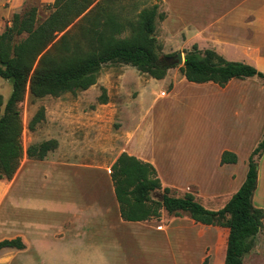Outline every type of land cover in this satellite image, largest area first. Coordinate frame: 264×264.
<instances>
[{
	"label": "crops",
	"instance_id": "obj_1",
	"mask_svg": "<svg viewBox=\"0 0 264 264\" xmlns=\"http://www.w3.org/2000/svg\"><path fill=\"white\" fill-rule=\"evenodd\" d=\"M54 1L40 0L48 5ZM24 2L0 0V17L16 13ZM158 4L160 6L157 2L155 5L162 8L164 18L159 19L160 25L155 27L156 38H180L177 47L196 45L199 50H213L227 61L250 65L264 74V0H159ZM146 83L147 108L126 132L123 151L151 164L162 188L191 193L205 208L221 209L227 202L225 198L230 199L245 181L249 157L262 139L264 80L258 77L232 79L221 88L211 82H188L182 74L174 77L173 69H168L164 79L149 77ZM162 84L169 85L164 96L155 89ZM138 86H141L140 80ZM165 99L169 101L161 102ZM177 102L187 104L197 115L204 109L212 113L204 121L193 124L194 128L188 129L190 132L212 133L214 140L223 139L226 143L216 149L196 144L195 154L189 158L184 153L179 156L176 151L181 145L172 143L171 135L181 136L184 130H176L174 125L170 129L166 118L164 127L168 135L163 145L160 144L156 135L161 134L163 128L157 126L152 117L159 107V117L165 118L166 106H175ZM224 152L235 155L236 163L221 164ZM257 165L252 204L264 212V152ZM107 177L110 181V176ZM23 179L17 186L21 191L11 190L8 197V201H12V196L20 194V208L11 210L14 214L20 213L21 219L6 232L13 237L3 240L20 238L25 246L23 250L4 248L13 250V259L20 257L21 260L31 254L41 263L50 259L68 264L225 263L228 229L196 223L185 214L169 215L165 210L160 211L158 219L124 221L112 182L106 190L91 194L93 199L88 202L82 200L84 194L65 191L64 200L57 208L62 218L56 228L53 227L55 243L48 250L47 236L38 232V237L31 240L26 233L37 207L32 199L25 201ZM219 202L224 205L215 209L213 206ZM261 232H264V223L256 238ZM254 248L257 249V245Z\"/></svg>",
	"mask_w": 264,
	"mask_h": 264
},
{
	"label": "trees",
	"instance_id": "obj_2",
	"mask_svg": "<svg viewBox=\"0 0 264 264\" xmlns=\"http://www.w3.org/2000/svg\"><path fill=\"white\" fill-rule=\"evenodd\" d=\"M91 5L92 0H55L48 6L52 10L50 15L41 21L37 8L28 7L22 13H15L11 26L0 34V77L12 87L0 117V179L11 180L23 156L20 141L23 126L17 105L23 100L26 88L34 99L84 91L96 84L102 66L112 63L129 65L156 80L164 79L168 69L175 68L159 60L156 53L157 5L143 10L136 23H129V37H121L124 26L117 17L99 12L97 15L95 9L88 11ZM158 18L162 20L164 15ZM16 38L20 39L15 41ZM179 69L188 82H211L221 88L232 79L264 80V74L254 67L227 61L215 51H201L196 45L184 56ZM99 102L106 103L104 91ZM43 118L41 108L29 129L34 130ZM57 146L56 140L44 141L27 148L26 155L41 161ZM263 152L264 132L249 157L245 181L219 210L205 208L191 193L170 196L172 191L162 188L151 164L121 153L110 168L121 218L127 222L158 219L160 211L165 210L169 215L185 214L196 223L228 229L224 264H242L243 257L254 248L264 223L263 210L252 204L257 162ZM236 161L235 155L222 154L221 164ZM161 190V201L154 202L151 195ZM4 248L23 250L25 246L16 238L0 241V250Z\"/></svg>",
	"mask_w": 264,
	"mask_h": 264
},
{
	"label": "rangeland",
	"instance_id": "obj_3",
	"mask_svg": "<svg viewBox=\"0 0 264 264\" xmlns=\"http://www.w3.org/2000/svg\"><path fill=\"white\" fill-rule=\"evenodd\" d=\"M156 2L160 6L159 0H92L88 11L95 9L97 15L111 14L117 17L124 26L121 37H129L131 33L129 23H136L139 14L143 10L151 9ZM33 6L37 8V17L40 21L46 19L52 12L48 4H43L40 0H28L16 13H22L25 8ZM14 14L7 18L0 17V34L11 26ZM160 14L164 15L162 8L159 7L155 27L160 25L161 21L158 18ZM154 36L155 38L158 36L157 31ZM18 39L20 38H16L15 41ZM156 41L158 58L166 63H169L170 58L177 53H181L184 57L192 51V47H177L180 38H156ZM174 67L172 68L174 77L178 78L182 74L179 69L182 66L174 65ZM142 78L145 79L142 80ZM147 79L149 75L140 73L129 65L112 63L103 65L98 73L96 84L84 91L66 93L59 97L46 96L34 99L30 97L26 88L23 100L17 105L23 126L20 137L23 156L13 178L11 180L0 179V240L7 238L6 232L12 224L17 222L19 224L21 219L20 213L14 214L11 210L14 207L20 208V194L12 196V201H8V197L13 190L21 191V187L17 188V186L22 182V177H24L22 191L25 201L32 199V203L37 207V212H32L31 224L26 233L31 240L38 237V232L47 236L48 250H51L55 243L52 237L55 232L54 228L62 218L57 208L64 200L62 197L65 191L84 194L82 200L88 202L93 199L91 194L107 189L111 182L107 177L110 176L111 165L121 153H125L123 151L124 136L147 108L145 96V89L148 86ZM139 80L141 81L140 87L138 86ZM162 85V87L157 86L156 91L167 92L169 85ZM11 91V83L0 77V117ZM103 91L106 103L100 104L99 98ZM168 101L165 99L161 102L167 103ZM186 105L179 102L175 106L167 107L165 104L167 110L165 118L164 116L159 117L160 108H156L152 120L157 126L163 128L162 133L158 132L156 135L157 141L163 145L167 138L168 134L164 126L168 118L170 129L174 125L176 130H182V132L184 130L181 136L171 135L172 143L178 142L181 145V149L176 151L179 156L184 153L189 158L193 153L195 154L196 151H193V148L196 144L204 145L209 149L224 145L226 142L223 139L220 142L214 140L215 136L212 133L203 134L202 130L199 132L188 130L194 128L193 124H196L198 120L204 121L212 113L204 109L200 115H197L192 108L189 110ZM41 108L44 110V118L34 130H30L29 124ZM177 116L180 117L179 120ZM49 140H56L58 146L54 151L49 152L45 159L40 161L27 157V148ZM181 194L172 192L169 195L178 197ZM161 196L162 190L154 192L151 198L154 202H160ZM228 199V197L225 198V201ZM222 205L224 204L219 202L213 207L219 209ZM18 228L21 229L20 226ZM256 245L257 249L253 248L243 257V264H264V232H261L255 239ZM13 253V250L1 249L0 264H68L52 259L41 263L40 260H34L31 254L24 255L21 260L20 257L13 259Z\"/></svg>",
	"mask_w": 264,
	"mask_h": 264
},
{
	"label": "water",
	"instance_id": "obj_4",
	"mask_svg": "<svg viewBox=\"0 0 264 264\" xmlns=\"http://www.w3.org/2000/svg\"><path fill=\"white\" fill-rule=\"evenodd\" d=\"M169 64L171 66L174 65H179V66H183L184 64V57L181 53H177L175 56L171 57L169 60Z\"/></svg>",
	"mask_w": 264,
	"mask_h": 264
},
{
	"label": "built area",
	"instance_id": "obj_5",
	"mask_svg": "<svg viewBox=\"0 0 264 264\" xmlns=\"http://www.w3.org/2000/svg\"><path fill=\"white\" fill-rule=\"evenodd\" d=\"M164 95H165V92H162V93H161V96H164Z\"/></svg>",
	"mask_w": 264,
	"mask_h": 264
}]
</instances>
